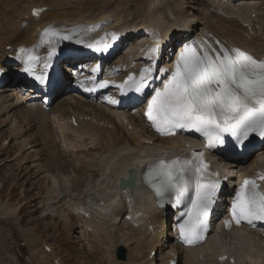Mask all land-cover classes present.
<instances>
[{"label":"bare ground","instance_id":"obj_1","mask_svg":"<svg viewBox=\"0 0 264 264\" xmlns=\"http://www.w3.org/2000/svg\"><path fill=\"white\" fill-rule=\"evenodd\" d=\"M143 1L0 0V64L4 63V58L8 54H14L19 49L35 47L41 36L49 29L60 34L77 32L86 42L100 35H111L112 30H114L113 36L119 34L121 38H127L125 41L129 37L137 36L135 38L137 41L129 45V51L143 46L145 42H150L146 41L145 37L144 39L141 37L153 35L150 32L151 29L156 34L155 41L158 39L160 45L168 42L170 36L174 37L188 31L191 35L185 34L187 38L181 41L179 50L186 40L194 38L193 44L197 46L206 42L213 49L237 48L258 61L264 60V0L235 1L230 4H223L216 0H197L196 7L193 8L196 11L193 13L195 18L193 20H189L184 11L187 0H146L142 6ZM43 7L47 8V11L38 21H33L30 15L32 9ZM127 17H130L129 21L126 20ZM82 29H91V31L82 32ZM141 39L144 41L137 45ZM120 45L119 41L118 46ZM128 58L124 62L131 66L137 63L139 56L136 53H130ZM89 81V77L81 76L75 87L82 92L84 101L89 102L91 112L83 111V109L78 111L79 107L76 106L78 101L72 97L68 100L64 97V100L46 111L41 108L39 102L32 100L29 94L21 93L20 90L16 92L13 87H5L0 90V94H5V97L3 96L5 101L1 105L7 104L3 109L0 106V113L1 111L6 113L7 110L14 111L18 107L24 109V115L21 112V115L19 113L17 117L22 124V116L26 115L24 119L26 129H29L32 123L37 134L36 141L42 148V155L49 169L54 167L58 175L66 171L65 167L71 168L72 174L79 171L86 172L81 177L75 176V180H72L71 185L67 187L62 182V184L59 183V180L58 189H51L48 192L54 197H59L60 193L61 198L66 197L62 203L56 202L60 204L58 207L75 217L79 223H81L80 220L83 221L80 234L85 240L84 249L95 264H106L105 253L98 249L96 242L94 244L89 240L90 236L86 239V235L90 234L92 237L94 235L95 239L100 236L96 226L115 225L117 221L129 228L136 237L135 239L128 237L123 241L130 245L128 261L133 264H152L153 261L150 262L148 257L156 246H161L163 243V248L167 244L172 247V234L169 231L157 233L162 223L163 211L154 207L140 185L141 179H138L133 195L128 196V200L118 191L117 181L125 176L129 169L138 167L141 171L146 170L160 159L169 161L182 158L186 151L182 149L177 139L152 138L150 129L137 115L124 116L125 111H117L113 107L109 111L110 118H106V121L98 117L99 115H95V107L91 104L92 99L87 96L81 86ZM7 92L10 93L11 100H7ZM13 99L15 101L10 102ZM69 101L73 104H69ZM72 116L77 119V127H72L68 123ZM84 118L90 120L84 121L82 120ZM122 118L127 119L126 125L122 124ZM128 125L131 127L130 131L127 128ZM8 134L12 135V130ZM55 139L64 146L68 158L66 155H60V147L55 143ZM146 140L151 141L152 144H145ZM58 155H60L59 159H57ZM253 157L247 164L238 168L234 164H224L222 172L231 181L238 180L240 175L247 174L254 166H258L260 161H264V148ZM75 167H78L79 171ZM80 198L84 199L83 203L76 202ZM17 209L0 206V217L9 219L17 213ZM125 216H129V220H126ZM134 222L137 224L135 228L132 226ZM91 224L94 228L89 231ZM147 225L152 226V232L148 231ZM262 235L264 231L241 230L220 234L212 238L205 246L185 252L181 258V264H217L215 260L218 253L234 258V264H264V236ZM217 238L219 239L216 240ZM222 239H225L224 244ZM118 243L119 241L117 245ZM46 247L50 248L47 245ZM140 247L142 248L139 250ZM171 250L176 252L175 249ZM43 254L44 261L42 259L40 264L60 262L51 248L49 253L43 251ZM140 258L145 259L140 260ZM79 263L83 264L81 261Z\"/></svg>","mask_w":264,"mask_h":264},{"label":"snow or ice","instance_id":"obj_2","mask_svg":"<svg viewBox=\"0 0 264 264\" xmlns=\"http://www.w3.org/2000/svg\"><path fill=\"white\" fill-rule=\"evenodd\" d=\"M38 15L33 12V16ZM78 35L77 32L61 35L52 29L45 31L41 42L48 45V56L43 71L36 74L39 57L34 51L21 49L27 57L23 71L44 84L56 52V40L70 41ZM75 43L82 44L83 41L76 39ZM107 48L104 44V50ZM160 51L157 39L155 46L148 49L150 58H157ZM150 76L151 68L144 67L138 78L128 77L127 89L143 93ZM106 84L105 81L100 87ZM146 115L162 135H174L178 128L194 130L212 148L224 145L227 134L235 141L229 145L232 150L247 147L245 142L250 136L264 138V60L258 61L237 48L213 49L206 42L199 46L187 44L177 55L163 87L154 90ZM257 180H264V175L244 179L232 199L230 213L237 225L242 221L248 224L264 221V193L258 190ZM144 181L152 188L161 206L164 200H171L173 206L185 205L183 222L178 224L180 240L187 244L201 241L221 186L217 174L208 170L202 154L183 160L160 159L149 167ZM225 224L227 226L228 222Z\"/></svg>","mask_w":264,"mask_h":264},{"label":"rangeland","instance_id":"obj_3","mask_svg":"<svg viewBox=\"0 0 264 264\" xmlns=\"http://www.w3.org/2000/svg\"><path fill=\"white\" fill-rule=\"evenodd\" d=\"M145 1L141 4L142 6H144ZM196 1L187 0L184 6V11L190 20L195 19L193 13L196 11L193 8L196 7ZM160 12H162L161 9ZM129 42H127L126 51H129ZM4 95L0 94V106H2V109L7 104L3 103L1 105L5 101L3 99ZM6 96H8L7 100H11L9 92H7ZM61 100L59 98L54 101L50 108L54 107ZM14 101L13 99L10 102ZM76 101H78L76 102V104L78 103L76 106L79 107L77 108L78 111L82 109L83 111H92V108L88 105L89 102L84 101L83 103L80 99ZM69 104L73 103L70 102ZM94 106L95 115H99L98 117L101 119L104 118V121H106V118H110L108 111L110 109L99 108L95 104ZM23 111L22 107H18L14 111L7 110L6 113L2 111L0 113V206H6L11 209L18 208V211L16 210L17 213L14 216H10L9 219L1 220L4 218L0 217V264H40L43 256H45L43 254L44 245L51 248L53 254L61 264H80V261L83 264H95L84 249L85 240L80 234V227L83 221L80 220L81 223H79L75 217L71 216L61 207H58L60 204L56 202L62 203V201L66 200V197H63L64 200L61 198V193L59 197L49 194L51 189H58L57 184L59 180V183L62 182L67 187L71 185L72 180H75V176L81 177L86 172L79 171L78 167H75L79 171L76 175L72 174L71 168L65 167L64 170L66 171L58 175L59 173H56L57 171L54 167H50L49 169V165L44 155H42V148H40L36 141L37 134L32 123H30L29 129H26L27 125L24 126L26 115L22 116V124L17 117V114L20 113L21 115V112L24 115ZM10 130H12L13 136L8 134ZM2 143L5 144L2 145ZM55 143L60 147V155H66V158H68L67 154H65L64 146L59 144L58 139H55ZM60 155H58L57 159L60 158ZM72 177L73 179H71ZM51 202H53L52 207H50ZM76 202L83 203L84 199L80 198ZM66 219L68 222L65 221ZM69 225L70 229H68ZM91 225H89V231L94 228V225ZM99 226H96V231L99 232L100 236L94 239V235L92 237L90 234H87L86 239H88L87 236H90L89 240L93 243L96 242L98 249L100 248L104 251V260H107L106 264H133L127 258L130 245L125 244L123 241L128 237L135 239V234L118 222L115 225L99 224ZM117 241H119V245H117ZM224 241L225 239H223L222 244H224ZM118 248H123L125 252V259L122 261L116 259ZM158 256L159 251H156L154 258L149 261H153L151 262L152 264H157ZM141 258L140 260L145 259Z\"/></svg>","mask_w":264,"mask_h":264},{"label":"water","instance_id":"obj_4","mask_svg":"<svg viewBox=\"0 0 264 264\" xmlns=\"http://www.w3.org/2000/svg\"><path fill=\"white\" fill-rule=\"evenodd\" d=\"M132 182L133 183H131V186L128 187L130 193H132V191H133V186H134V180L133 179H132ZM122 183H124L123 180H122ZM124 186L122 185L121 187L123 188ZM117 258L119 260H123L124 259V250L122 248L118 249V251H117Z\"/></svg>","mask_w":264,"mask_h":264}]
</instances>
